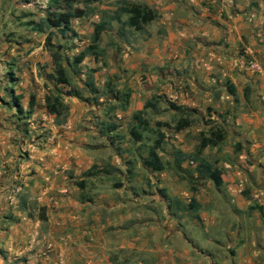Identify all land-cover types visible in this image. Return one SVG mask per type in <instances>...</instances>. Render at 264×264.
Here are the masks:
<instances>
[{
	"label": "crops",
	"instance_id": "1",
	"mask_svg": "<svg viewBox=\"0 0 264 264\" xmlns=\"http://www.w3.org/2000/svg\"><path fill=\"white\" fill-rule=\"evenodd\" d=\"M136 1L154 19L110 22L97 59L68 73L78 97H62L60 121L44 106L45 52L23 45L0 82V264H264V0ZM152 111L159 171L142 165L128 127ZM210 128L223 138L196 154ZM201 162L220 172L218 188ZM224 209L232 221L220 220L212 250L185 234L189 218L214 228Z\"/></svg>",
	"mask_w": 264,
	"mask_h": 264
},
{
	"label": "rangeland",
	"instance_id": "2",
	"mask_svg": "<svg viewBox=\"0 0 264 264\" xmlns=\"http://www.w3.org/2000/svg\"><path fill=\"white\" fill-rule=\"evenodd\" d=\"M67 1L70 3L69 10H71L74 15L79 16V18L71 20V26L76 30L75 32H78L76 39H68L67 41L62 40L54 29L51 31L53 35L50 36L48 43L44 44L45 33H34L30 30L31 27L25 26V24L29 22L38 23L46 17V9L48 8L47 1L0 0V82L4 80L7 72L10 71L9 67L12 66V63L16 64L20 59L28 56L29 50L24 49L25 47H23V45L31 43L33 48H38L35 51L36 53L32 55L34 58H44L41 54L45 52L46 57L49 56L51 58V55L54 54L58 57V60L62 62L64 58L70 59V57L75 55L76 52L81 51L89 43V38L87 36L90 33V29L92 25L96 24L99 20V22L104 23V25L106 24V28L104 29H107L110 24L111 26L115 25V23H110L114 20L113 15L118 12L113 8L120 10V8H125L126 5L138 4L136 0H96L95 2H90L88 0ZM61 8H63V5L50 7L49 10L54 14H62L64 11H60ZM119 16L123 21L126 19L125 14L119 13ZM123 21H121V23ZM121 23L118 24V29L120 28V30H122L123 27ZM109 34L108 31L104 32L106 41L109 40ZM72 44H74L75 47H73ZM103 55L105 59L109 58L106 53H103ZM14 67L15 66H13V68ZM42 68L41 66L38 69L43 71ZM122 101L123 100H119L120 104L117 105V107L121 106L120 109L124 111L126 104L124 106ZM142 113L138 114L147 122V126L144 127L145 130H139V140L141 142L138 143V145L134 144L133 147L140 156L145 155L147 150L154 144V141L158 139L156 135L158 129L156 130L154 125L157 114L153 111L150 112V114H146L145 112L144 114ZM122 119L126 121L125 118ZM56 121H60L59 118H57ZM170 121L173 122L172 118ZM166 122H168V120ZM130 124L131 122L129 121L128 127L131 126ZM30 138L35 139L36 137L32 134ZM220 204L222 203L220 202ZM215 212L210 211L211 214ZM194 216L195 214H193V217ZM194 219L197 220L196 217ZM217 220H219V225L214 228H208L206 225H203V227L197 226L195 223H192L189 218V221H186L184 224V229L186 230L185 234L202 248L212 250L214 245L208 241V238L220 231V220L222 222L225 220L232 221V217L226 212V209H224L220 211ZM135 232V230H132L130 234H135ZM179 237H181V235H179Z\"/></svg>",
	"mask_w": 264,
	"mask_h": 264
},
{
	"label": "trees",
	"instance_id": "3",
	"mask_svg": "<svg viewBox=\"0 0 264 264\" xmlns=\"http://www.w3.org/2000/svg\"><path fill=\"white\" fill-rule=\"evenodd\" d=\"M48 8L46 9V17L38 23L29 22L26 25H33L32 30L37 33H45L44 44H47L49 38L52 34V30H56L62 40L70 39L71 37H76L75 32L71 29L70 23L74 18H79V16L74 15L70 9V3L67 0H46ZM90 2H95L96 0H88ZM63 5V8L60 11H64L62 14L56 13L54 14L49 9L53 6ZM120 11V12H119ZM120 14H125L126 19L121 23ZM155 17L154 12L141 5H126L125 8L118 10L117 14H114V19L118 24H122L127 27H135V29H140L142 25L149 23ZM47 30V31H46ZM104 30V23L99 22L93 25L92 34L89 38V43L87 46L78 54L73 55L68 58H64L62 62L58 60L56 55H51L52 62L54 65L53 73L48 75L47 78L53 84V90L51 93L45 96L44 98V106L46 111L53 115L55 119L64 118L65 115V107L62 104L63 96H74L78 97V93L70 88V75H76L78 73L77 65L83 60L86 55H92L94 59H97L99 53L97 52V43L99 41L100 33ZM120 30V29H119ZM70 36H69V35ZM60 48V47H59ZM86 86L90 91H94L95 89L92 87V84L88 82ZM69 88L64 92L61 90L62 88ZM126 95L125 97H121L120 101L123 100V105L126 103ZM12 105L16 112L20 113L21 108L18 104L17 98H12ZM132 125L129 129V135L133 140L140 139L139 130H145V126H147V122L140 117L138 113H134L132 115ZM190 122L186 119L179 120L175 123L173 129L178 131L184 127H187ZM160 123H155L156 127H159ZM158 139L154 141V144L148 149L147 157L142 160V165L152 171H159L163 168L162 164L159 161V158L156 154V149L159 146L160 139L162 138L161 133L156 134ZM223 138L222 132L219 129L210 128L207 136H201L198 149L196 150V154L199 149L204 147L205 145H214L218 141ZM196 170L203 174L207 179L211 180L214 187L218 188L221 185L220 181V172L211 166L208 163L201 162L197 165Z\"/></svg>",
	"mask_w": 264,
	"mask_h": 264
},
{
	"label": "built area",
	"instance_id": "4",
	"mask_svg": "<svg viewBox=\"0 0 264 264\" xmlns=\"http://www.w3.org/2000/svg\"><path fill=\"white\" fill-rule=\"evenodd\" d=\"M250 67H253V65H250Z\"/></svg>",
	"mask_w": 264,
	"mask_h": 264
}]
</instances>
